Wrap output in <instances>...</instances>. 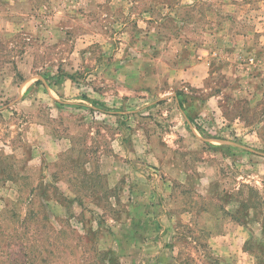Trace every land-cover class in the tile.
Segmentation results:
<instances>
[{
	"label": "rangeland",
	"instance_id": "374dc122",
	"mask_svg": "<svg viewBox=\"0 0 264 264\" xmlns=\"http://www.w3.org/2000/svg\"><path fill=\"white\" fill-rule=\"evenodd\" d=\"M0 264H264V0H0Z\"/></svg>",
	"mask_w": 264,
	"mask_h": 264
},
{
	"label": "crops",
	"instance_id": "0c3cea01",
	"mask_svg": "<svg viewBox=\"0 0 264 264\" xmlns=\"http://www.w3.org/2000/svg\"><path fill=\"white\" fill-rule=\"evenodd\" d=\"M189 82H191V81H189ZM214 100V99H213Z\"/></svg>",
	"mask_w": 264,
	"mask_h": 264
}]
</instances>
